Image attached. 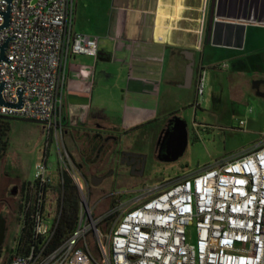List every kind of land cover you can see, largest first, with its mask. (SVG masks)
<instances>
[{
    "label": "built area",
    "instance_id": "2783aa9c",
    "mask_svg": "<svg viewBox=\"0 0 264 264\" xmlns=\"http://www.w3.org/2000/svg\"><path fill=\"white\" fill-rule=\"evenodd\" d=\"M75 12L76 0H0V58L7 44L0 61V118L41 122L46 150L65 129L69 59L99 54L98 37L74 30ZM206 75L200 73L198 97ZM57 146V175L44 156L25 185L22 227L28 218L31 236L8 264H264V142L191 177L146 187L101 216L90 206L82 169ZM66 174L81 196L80 212L74 231L53 247Z\"/></svg>",
    "mask_w": 264,
    "mask_h": 264
},
{
    "label": "crops",
    "instance_id": "0c3cea01",
    "mask_svg": "<svg viewBox=\"0 0 264 264\" xmlns=\"http://www.w3.org/2000/svg\"><path fill=\"white\" fill-rule=\"evenodd\" d=\"M74 30L98 37L99 54L69 59L65 133H80L97 159L106 133L118 139L117 151H126L128 160L145 159L140 139L120 146L148 130L158 139L176 113L170 103L187 92L198 99L200 73L207 72V85L208 70H218L221 60L234 72L252 73L258 89L264 87V0H76ZM111 62L128 73L119 102L105 81L113 76Z\"/></svg>",
    "mask_w": 264,
    "mask_h": 264
},
{
    "label": "rangeland",
    "instance_id": "374dc122",
    "mask_svg": "<svg viewBox=\"0 0 264 264\" xmlns=\"http://www.w3.org/2000/svg\"><path fill=\"white\" fill-rule=\"evenodd\" d=\"M194 0H185L191 3ZM218 70L209 69L204 96L198 99L193 92L170 103L174 115L187 125L188 141L183 155L168 161L165 153L156 155L157 140L148 130L146 134L133 135L124 141L120 149L134 146L140 139V148L145 154L146 169L139 179H134L126 168H119L118 175L112 173L116 161L101 155L97 159L91 144L81 139L80 133L70 131L53 137L48 163L51 175L58 173V146L65 148L72 162L82 169L90 191L89 203L95 208L96 215L106 214L118 200L127 201L146 187H162L167 184L191 177L216 163L233 159L264 142V87L263 95L254 90L252 73L234 72L227 69L228 60H221ZM101 65H107L102 63ZM113 76L106 79L115 102L122 100L124 93L119 87L128 76L118 63H109ZM114 86V87H113ZM198 101V102H197ZM164 114H162L163 116ZM164 118L161 119V122ZM8 148L0 161V215L11 223L12 251L18 248L22 230L21 201L23 185L32 182L37 166L42 163L46 150L47 129L43 124L22 120H7ZM165 123V122H164ZM161 124L156 126L159 129ZM164 126V124H163ZM83 138V137H82ZM85 144H84V142ZM124 148V147H123ZM116 157V154H114ZM112 161V162H111ZM93 164L92 166L89 165ZM95 164H97L95 166ZM104 177L98 186L92 185V177ZM106 226V225H105ZM104 227V226H103ZM103 231V229H101ZM189 231L194 237V227ZM92 240V236H89ZM17 251V250H16Z\"/></svg>",
    "mask_w": 264,
    "mask_h": 264
},
{
    "label": "flooded vegetation",
    "instance_id": "af4514ba",
    "mask_svg": "<svg viewBox=\"0 0 264 264\" xmlns=\"http://www.w3.org/2000/svg\"><path fill=\"white\" fill-rule=\"evenodd\" d=\"M260 87V86H259ZM260 90V88L258 89ZM259 93V91H257ZM179 117H172L169 119L163 126L160 135L157 140V150L159 154L165 153L168 154V151L171 147H174V143L177 141L178 136L180 134V124L181 122L178 121ZM100 146L97 149L98 153L105 155V157H109V159L114 155L117 154V147L118 139L113 137L110 133H106L100 136ZM117 157V156H116ZM128 153L126 151L118 153V161H116V166L112 173L118 175L119 168H126L127 173L130 174L131 177L133 175L142 176L146 169V161L144 158L142 159H135L131 158L128 160ZM136 160V161H134ZM135 162V163H133ZM126 163V164H124ZM99 178L97 176H93L91 182H93L94 178ZM101 178V177H100ZM103 181H104V177ZM22 197L25 192V185L22 187ZM1 204H5V200H0ZM11 223L9 220L0 215V264H8L12 259L16 248L12 251V243H11Z\"/></svg>",
    "mask_w": 264,
    "mask_h": 264
},
{
    "label": "trees",
    "instance_id": "16d2710c",
    "mask_svg": "<svg viewBox=\"0 0 264 264\" xmlns=\"http://www.w3.org/2000/svg\"><path fill=\"white\" fill-rule=\"evenodd\" d=\"M173 117L175 116L173 115ZM7 130H8L7 120L0 118V161L2 160L8 148V141L4 140V138L7 136ZM46 143H49V141L46 140ZM49 151L50 149L47 148V150L44 151V156L49 157ZM80 203H81V196L76 186L73 184L72 179L66 174L65 175V196H64L63 206H62V214H61V219H60L59 226L56 232V236L52 244L53 247L57 246L63 239L68 237L76 228L78 217H79V212H80ZM31 227L32 225L29 223V219L26 218L24 220V225L22 227L21 234H20V241H19L20 246L18 245V248L16 249L17 251L15 252H19V253L24 252L23 246L21 245L24 242H26L31 236L30 234ZM100 228L103 230H106L105 225H102Z\"/></svg>",
    "mask_w": 264,
    "mask_h": 264
},
{
    "label": "water",
    "instance_id": "95a60500",
    "mask_svg": "<svg viewBox=\"0 0 264 264\" xmlns=\"http://www.w3.org/2000/svg\"><path fill=\"white\" fill-rule=\"evenodd\" d=\"M8 26H9V13L6 14V23H5L3 28H6ZM6 48H7V44L2 48V56L0 58V61L5 59ZM258 83L254 84V88L258 89V86H259ZM4 119H6V120H14V119H16L17 120V118H4ZM178 119H179L178 121L181 122V124H180V134L178 136L177 141L174 143V147H171V149L168 151V154H167L168 157H166V159L168 161L177 160L178 157L183 155V153L185 152L186 146H187V141H188L187 140L188 139L187 125L181 118H178ZM18 120L42 124L39 121H32V120H26V119H18ZM102 181H103V178H96L95 177L93 179L92 185L93 186H98V184L101 183Z\"/></svg>",
    "mask_w": 264,
    "mask_h": 264
}]
</instances>
